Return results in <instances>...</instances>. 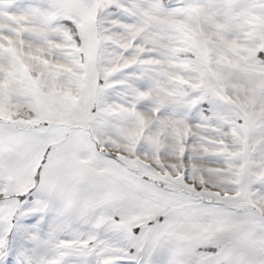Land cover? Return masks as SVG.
<instances>
[{
    "label": "snow or ice",
    "instance_id": "obj_1",
    "mask_svg": "<svg viewBox=\"0 0 264 264\" xmlns=\"http://www.w3.org/2000/svg\"><path fill=\"white\" fill-rule=\"evenodd\" d=\"M0 264H264V0H0Z\"/></svg>",
    "mask_w": 264,
    "mask_h": 264
}]
</instances>
